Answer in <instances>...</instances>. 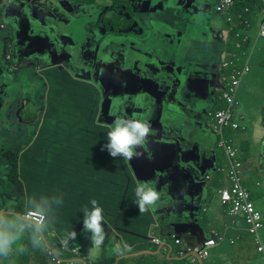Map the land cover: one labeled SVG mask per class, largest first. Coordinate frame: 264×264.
Masks as SVG:
<instances>
[{"label": "crops", "instance_id": "crops-1", "mask_svg": "<svg viewBox=\"0 0 264 264\" xmlns=\"http://www.w3.org/2000/svg\"><path fill=\"white\" fill-rule=\"evenodd\" d=\"M5 1L0 0V29H4L1 25L5 24V8L1 10ZM10 1L16 5L13 0ZM194 1L195 4H201L200 0ZM263 7L264 5L249 14L246 27L240 26L242 32L249 35L247 43H250V48L247 51L240 50L246 48L247 43H242L236 53L240 64L249 61L250 72L244 76L239 86L235 116L245 128L228 131L244 162V179L251 191L264 183V37L257 35ZM204 9V6L195 7V10ZM210 15L212 17V13ZM220 15L221 13L217 14L218 19L225 25L226 16ZM214 27L213 36L220 41L216 45L221 48L223 58H229L228 52H234L229 48L233 41L232 32L226 28V33L221 38V27L218 30H214ZM182 34L184 49L186 37L191 41L193 39L185 31ZM198 39L205 41L202 34ZM189 50L190 47L185 52ZM185 52L178 58L176 72L191 93L190 97L183 99L176 93L175 98L174 91L178 84L171 89L170 77L173 73H164L163 78L164 81H169L168 88L165 89L164 124L175 126V137L170 135L165 143H174L176 152L170 159L171 165H166L164 178L156 184L157 191L161 193L159 207L148 213L139 212L134 191L137 181L131 166H127L123 158H113L107 150H102L107 142L108 127L102 122L101 116L98 117V110L94 106L96 95L86 88L89 86L79 81L84 78L76 75L83 77L82 74L74 72L72 75L77 79L75 80L70 76L64 77L57 70L48 71L45 75L47 95L46 100L39 102L41 109L34 134L29 136L28 141L17 139L13 142L14 151L18 152L20 178L15 184L18 185L16 189L22 193L17 194V197L15 189L12 192L11 186H7L8 191L12 192V198L10 203L2 204V208L12 211L21 204L20 195L23 193L25 199L30 195L58 199L62 193L63 209L61 213H57V231H77V239L71 241L67 249L76 248L92 264H121L122 259L123 264H264V255L258 250L255 237L249 233L245 218L231 215L229 207L222 202L219 188L210 184L217 167L227 162L224 150L213 148L215 133L211 126L212 110L223 104L219 95L226 70L219 65L222 70L220 73L215 72L211 78L199 81L200 73L196 72L198 67L188 60L190 57ZM165 65L169 66L168 63ZM151 70L153 73L157 71L156 67ZM199 86L203 91L199 90ZM211 101L213 106L209 108ZM166 148L161 146L165 156L168 152ZM213 150L218 154V165L210 173L209 180L204 181L202 172L205 170L206 156H211ZM220 150L224 155L220 156ZM188 153L200 158L205 156V162L191 160L187 157ZM224 156L225 160L222 162ZM193 178L198 182L204 181L203 187H198L197 183L190 186ZM229 184L225 174L223 185ZM263 193L264 189L255 195L262 196ZM255 195L253 199L259 208L263 206L262 199H257ZM92 199L97 200L103 209L105 228L110 239L131 245L132 252L125 258L117 260L114 255L109 254L111 244L108 240L105 241L104 248L89 255L91 244L82 234L81 210L84 206L91 207ZM261 211L264 216V208ZM155 224L156 233L174 250L177 247L173 235L181 237L187 243H201L213 237L215 232L223 235L224 239L211 250L208 258L192 261L179 258L168 246L151 242L148 234ZM55 236L56 233H49L50 239L55 240Z\"/></svg>", "mask_w": 264, "mask_h": 264}, {"label": "flooded vegetation", "instance_id": "flooded-vegetation-1", "mask_svg": "<svg viewBox=\"0 0 264 264\" xmlns=\"http://www.w3.org/2000/svg\"><path fill=\"white\" fill-rule=\"evenodd\" d=\"M13 1L15 6L6 0L1 8H5V24L1 26L4 29L8 27L9 34L0 40V116L2 110L7 108L11 112L15 111L16 117L26 126L35 124L41 109L39 102L32 93L23 95L22 103L21 99L8 101L9 81L5 73L18 75L26 65L33 66L35 73H39V80L20 76L30 79L27 84L34 93L47 88L45 75L55 68L64 77L70 76L77 80L69 71L70 50L72 45H77L81 63L88 65L90 70L83 69L79 73L78 70L71 71L86 78L89 74L92 76L90 80L79 81L89 86L86 88L96 95L94 106L108 129L114 119L113 112L125 117L135 114L153 125L154 135H162V127L165 128L163 108L166 105L164 73H173L170 85L174 83L176 86L180 78L175 69L165 65L173 55L179 58L177 48L182 47L183 38H178L174 23H168L164 16L163 22L156 20L158 13L150 14V21L146 17L138 19L135 12L145 11V0ZM152 5L154 10H158L165 3L155 0L147 7L150 9ZM196 6L206 7L205 3ZM153 37L157 40H153ZM139 39L144 43L135 41ZM188 41L186 38L185 46ZM135 57L144 62L142 69H146L145 64H151L157 71H149V74L137 71L133 64ZM194 63L198 67L196 72H200L199 81L209 79L215 73L211 71L216 65L214 62L202 59ZM21 104L23 108L27 107L24 114L20 112ZM214 135L213 148L220 149L217 136ZM125 162L129 166V162Z\"/></svg>", "mask_w": 264, "mask_h": 264}, {"label": "clouds", "instance_id": "clouds-1", "mask_svg": "<svg viewBox=\"0 0 264 264\" xmlns=\"http://www.w3.org/2000/svg\"><path fill=\"white\" fill-rule=\"evenodd\" d=\"M257 35L264 37V23L257 25ZM112 115L114 119L107 131V142L102 146V150H107L113 158H123L126 161L142 156L140 149L148 142L152 132L149 121L135 114L125 117L113 112ZM157 183L156 178L137 182L134 190L135 203L141 214L160 206L161 193L157 191ZM62 204V193L58 199L30 195L23 202V214L0 211V260L25 254L28 248L24 241L27 239L33 249L40 250L49 258V264H87L83 257L65 259L63 256V250L70 246L71 241L77 239L78 233L74 229L57 231V209ZM90 205L91 207L84 206L81 210L82 234L91 244L89 255L104 248L105 241L108 240L111 244L109 254L114 255L117 260L125 258L132 252L131 245L124 241H112L105 228L103 209L95 199L90 201ZM50 232L56 233L55 240L49 238Z\"/></svg>", "mask_w": 264, "mask_h": 264}, {"label": "rangeland", "instance_id": "rangeland-1", "mask_svg": "<svg viewBox=\"0 0 264 264\" xmlns=\"http://www.w3.org/2000/svg\"><path fill=\"white\" fill-rule=\"evenodd\" d=\"M169 1L171 2V7L169 9H167L166 11L158 13L156 15L155 19L156 20H163V15H164V19H166V21L168 23H174L173 27H175L174 29H175L176 34L178 35V38L182 37V35H183L182 33L185 31V33L188 34L193 39V41H191V40L188 41L187 45L185 46V48L190 47V50L185 52V50H183L182 47H179V48H177L178 54L184 55L183 52H185L186 53L185 55L187 57H190L188 60H190L192 62H199L202 59L203 60L207 59L209 61H212L215 64H217V66H214L211 69V71L220 73L222 71L221 70L222 67L220 68L219 65L221 64V61L224 58H223V54L221 52V48L216 45L220 41L213 36V34H214L213 33V27L215 26L214 30H218L221 27L222 31L219 33L221 38L225 35L226 28H228L234 34V37L232 35L233 41L231 42V44H229V48L231 49V51L236 52L239 49L237 47V42L239 41V37L236 35V31L243 33L242 28L238 24L237 19L235 18L233 21V24H232V26L236 28V31H233L230 29V26H229L230 23L227 21H226V23L228 24V26H226L225 20H224V23H225V25H224L221 22V20H219L217 17V14L219 15L220 13L217 12V9H216V5H217L216 0H200L201 3H205V6H206L204 9L205 12H204V10H201V11L195 10L196 4L194 3L195 2L194 0H169ZM178 3H180V6H177ZM154 12H155L154 6L152 5V8H150V9L146 8L144 12H138V11L135 12V16H137L138 19L146 17L147 20L150 21V19H151L150 14H152ZM207 13H209V14H207ZM210 13H212V17L210 15ZM224 15L226 16L227 14L225 13ZM174 20H176V22H174ZM189 20H191V23L189 22ZM145 24L147 25V23H145ZM8 34H9L8 27L6 29H0V40L3 39L4 35H8ZM200 34L203 35V38L205 41L201 42V40L198 39ZM186 38H188V37H186ZM153 40H157V39H154V37H153ZM135 41L142 42V44L144 43V41L142 39L141 40L140 39L135 40ZM192 42H193V44H192ZM220 45L222 46V44H220ZM229 48H228V50H229ZM228 53L230 54L231 52H228ZM0 54H2V51L0 52ZM228 55H226V56H228ZM175 56L176 55H173L171 61L168 63V65H169L168 67L173 68V69H175V71H177V68L179 66V62L177 60L178 56H176V57ZM229 56H231V55H229ZM133 64H134L135 69L139 72H145L147 74L150 73L149 71L153 72L151 70V68L154 66L151 64H145L146 69H142L144 62H142L140 58L135 57L133 60ZM35 68H36V66H35ZM38 71L39 70H37V73H38ZM52 71H57V69L55 68ZM35 72L36 71H35L33 66L26 65L24 67V69L21 71V73H19L18 75H16L13 72L5 73V77L9 81L8 101L14 100V102H16L19 99H21L23 95H27L28 93H32L38 102H40L41 100H46V97H44V95H47L46 88L38 89L36 91V93H34L31 89V86L27 84L30 82L29 78H36L37 80H39V75H38L39 73L36 74ZM20 75H26L29 78L26 77L25 79H22ZM164 83H165L164 84L165 88L167 89L169 81L166 80V81H164ZM70 85L73 86V84H70ZM224 85L225 84L223 82V85L221 87V92L219 95L221 100H222L221 95L224 92V87H225ZM174 92H175V98H176L177 97L176 91H174ZM47 98H48V96H47ZM209 100H212V99H209ZM23 101H24V99L20 100L21 103ZM43 104H44V102H43ZM212 106H213V101H211L209 108H211ZM223 107H224V101H223V104L215 107L212 110V117H214V114L218 109L223 108ZM19 108H21V111H20L21 114H24L25 112H27V107L23 108L22 104ZM2 111L3 112L0 116V211H8V210H6V208H2V204L11 202V198H12L11 194L13 192V189H15V193H16L15 195L17 197H18L17 194H19L20 192L22 193V191H19L18 189H16V188H18V185H16L13 180L8 178L7 173L10 170V165H9V162L7 161L6 157H8L9 155L16 154V151H14L13 142H15L17 139L22 140L23 142L28 141L29 136L34 134L37 126H36V123L30 124L27 126L25 124H23L19 120V118L16 117L15 111L11 112L7 108L3 109ZM10 152H11V154H9ZM222 154L224 155V153L220 150V156ZM224 160H225V156L223 157L222 162ZM18 179H20L19 175H18ZM262 180L264 182V173H262ZM262 185L263 186H260L257 189L252 188V191L250 189V191L252 192V195H255L257 192L264 189V183ZM7 186H11L10 189L12 190V192L8 191ZM255 196H257V199H262V203H263L262 205L263 206L259 207V209L261 210V208H264V193L262 196L258 195V194ZM20 197H21V201L23 202L25 200V194L23 193L22 195H20ZM20 206H21V204L19 206H17L16 208H13L12 211H14V212L22 211V208H20ZM262 236L264 237V229L262 230ZM263 240H264V238H263ZM79 247H82V244H79ZM176 247H178V246L176 245ZM36 257L37 258H34L35 264H49V258L46 255H44L42 252H41L40 256H36ZM8 260H10V262H11V259H8ZM18 262L19 261L13 259L12 264H18ZM20 262H21V260H20ZM123 263H124V260L122 259L121 264H123ZM30 264H31V262H30Z\"/></svg>", "mask_w": 264, "mask_h": 264}, {"label": "built area", "instance_id": "built-area-1", "mask_svg": "<svg viewBox=\"0 0 264 264\" xmlns=\"http://www.w3.org/2000/svg\"><path fill=\"white\" fill-rule=\"evenodd\" d=\"M238 0H218L216 9L218 12L226 15V21L229 22L230 29L236 31V28L232 26L234 19L236 18L240 26L246 27L248 20L244 16L243 12L238 10ZM246 12H250L249 7H245ZM264 23V7L262 9V20ZM260 23V24H261ZM236 35L239 37L237 47H241L242 43H246L249 40L247 33H241L236 31ZM229 58H224L221 61V67L226 70L223 75L224 92L221 95L224 101V107L218 109L214 117H212V127L217 136V145L224 150L227 156V162L224 165H219L217 170L224 172L227 176L229 185H223L219 188L222 202L229 207V212L233 216H243L248 225V231L255 239L258 246V250L264 255V240L262 236V230L264 229V216L262 211L257 207L255 200L253 199L252 192L245 183L244 179V162L239 156V149L234 145L233 139L228 135L229 130H236L239 128H245L241 125L239 119L235 116V106L238 103L237 93L242 79L250 72V63L246 61L244 64H240L238 53L231 52ZM23 214V213H20ZM33 213H29L32 215ZM157 225L153 226L148 234V239L160 246H168L171 251L179 258H186L192 261L205 260L211 254V250L218 245L224 236L215 232L216 234L204 240L201 243H187L182 240L181 237L173 235L175 245L178 247L176 250L172 246L167 245L163 238L156 233L155 229ZM71 255L64 256L65 259L73 257H83L86 259L87 264H92L87 257L76 248L70 249Z\"/></svg>", "mask_w": 264, "mask_h": 264}, {"label": "water", "instance_id": "water-1", "mask_svg": "<svg viewBox=\"0 0 264 264\" xmlns=\"http://www.w3.org/2000/svg\"><path fill=\"white\" fill-rule=\"evenodd\" d=\"M155 0H145V5L146 7L149 4H152ZM165 3L164 6H162L160 9L155 10L154 13H160L163 11H166L167 9H169L171 7V2L169 0H158V3ZM146 7L144 6V10L146 9ZM148 8V7H147ZM164 16V15H163ZM154 19V18H153ZM154 21V20H153ZM163 22V20H162ZM183 46V45H182ZM75 48V49H74ZM77 45H72L71 50H70V60L69 62H71V70H78L77 73H79L81 70H90V67L88 65H86L85 63H81V57L78 56L77 54ZM181 53V52H180ZM70 69V73L71 74H75L74 72H72ZM200 73V72H199ZM80 78H84L85 80H90L92 79V76L89 74V77L86 78L85 76H80V75H76ZM181 78V77H180ZM186 80H188L187 78H185ZM197 80V78H195ZM193 79V80H195ZM178 82V87L176 90V93L178 96H182L183 99H187L188 97H190L191 93L189 92L187 86L185 84L182 83L181 79H179ZM171 89H173L175 87L174 83L172 85H170ZM199 90L203 91V89L201 88V86H199ZM165 123V122H164ZM151 127H153V125H151ZM175 131V126L172 124L170 125H165V128L163 129L162 127V135L159 136V133L156 135L153 134V131L151 132L149 138H148V142L143 146L142 149H140V151L143 152V155L138 157V158H133L132 160L128 161L129 165L132 168V172L135 176V180L137 182H145V181H151L154 178H156L158 181H160V179H163V172L166 171V167L171 165V157L173 156V154H175L176 152V148H175V144L172 142H168L165 143V141L167 139H169L170 135L171 137H175L173 135V132ZM166 146V150H168V152H166V156L163 155L164 150H161V146ZM204 156V155H203ZM187 157H189L191 160H198L201 161V163L205 162V156L200 158L198 155L196 156V154H187ZM207 162L205 163V170L202 172V175L204 176V181H208L209 177H210V173L215 169V167L218 165V154L216 153L215 150L212 151L211 156L207 157ZM167 165V166H166ZM168 180V179H166ZM204 181L202 182H198V180L196 179H192L191 182L189 183L190 186H193L194 184H198V187H203L204 185ZM203 184V185H202Z\"/></svg>", "mask_w": 264, "mask_h": 264}, {"label": "trees", "instance_id": "trees-1", "mask_svg": "<svg viewBox=\"0 0 264 264\" xmlns=\"http://www.w3.org/2000/svg\"><path fill=\"white\" fill-rule=\"evenodd\" d=\"M238 1H239L238 2V10L243 12V14L246 18L249 16L250 13L255 12L256 9H259V7L264 5V0H238ZM245 7H249L251 9V11L246 12ZM232 35L234 37L233 33H232ZM245 46H246L245 49L242 48L240 50H244V51L249 50L250 43H247ZM236 130H240V129H236ZM9 154H11V152ZM6 158H7V161L9 162V165H10V170L8 172V178L13 180L15 183H18V152H16V154H14V155H9ZM224 180H225V173L220 171V170H217L215 172V175L211 179L210 184L216 186V188H221L223 186ZM57 198H58V196H57ZM23 202L22 201L20 202L21 203L20 208H22V210H23V206H22ZM62 209H63V207L60 206L57 209V213H61ZM11 212H14V211H11ZM16 212L22 213V211H16ZM165 243L169 244L168 242H165ZM24 244L28 248V251L25 254L10 257L9 259H11V262H10V260H0V264H12L13 259L19 261L18 264H30V262H31V264H35L34 258H37L36 256H40L41 251L38 249H33L31 247V245L28 244L27 239H25ZM71 254L72 253L68 249L63 250V256H70ZM20 260H21V262H20Z\"/></svg>", "mask_w": 264, "mask_h": 264}]
</instances>
